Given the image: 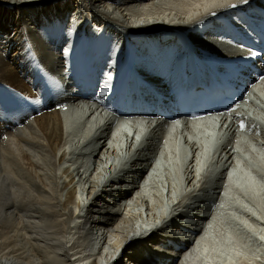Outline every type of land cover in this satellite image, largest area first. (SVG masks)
<instances>
[{"label":"bare ground","instance_id":"6f19581e","mask_svg":"<svg viewBox=\"0 0 264 264\" xmlns=\"http://www.w3.org/2000/svg\"><path fill=\"white\" fill-rule=\"evenodd\" d=\"M240 1L0 0V101L7 106L0 104V264H264V212L255 206L264 189V134L256 145L239 131H264V79L248 94H256L254 111L240 102L214 153L194 137L207 141L202 132L216 127L217 116L178 133L164 130L168 122L151 128L154 119L128 118L147 129L128 133L121 118L94 116L92 102L79 99L83 109L72 96L52 102L46 88L59 90L99 56L111 87L130 64L153 78L147 52L176 40L232 58L236 50L203 29L216 30L210 14ZM23 91L46 110L7 129L6 108L26 118ZM59 102L72 108L49 107ZM162 155L172 168H163Z\"/></svg>","mask_w":264,"mask_h":264},{"label":"rangeland","instance_id":"374dc122","mask_svg":"<svg viewBox=\"0 0 264 264\" xmlns=\"http://www.w3.org/2000/svg\"><path fill=\"white\" fill-rule=\"evenodd\" d=\"M254 93V95H252L253 96V98H251V101L253 100V99H255V96H256V94H255V92H253ZM264 100V99H263ZM248 102V104L247 105H245L246 107L245 108H247V110H243V111H248L250 108H251V104H252V102ZM263 106V113H264V104L262 105ZM251 110H253L254 111V109H252L251 108ZM263 113H262V116H263ZM252 114H253V112H252ZM244 128V127H243ZM246 129V128H245ZM239 131H241L246 137H247V139H249V140H253V142H255V144H256V138L257 139H259L260 140V138H262L261 136L264 134L263 132L264 131H261L260 130V128L259 127H254V126H252V125H250V128L248 129V130H243V129H239ZM255 131H257L258 133H255ZM257 145V144H256ZM264 150V149H263ZM217 151V148L215 149V151H213V153L214 152H216ZM163 156V155H162ZM191 157V154H189L188 153V155L186 154L185 156H184V162H185V165L187 164V162H188V159ZM159 161V160H158ZM161 162H162V164H163V168H172V167H168V166H166V163L168 162V159L167 158H165L164 156H163V159H161L160 160ZM167 161V162H166ZM220 163H224V162H220ZM219 163V164H220ZM234 161H231V165H234ZM159 164H160V162H159ZM243 164V163H242ZM244 165V164H243ZM164 171V170H163ZM219 170L217 169L215 172H213L212 174H210V178H212V179H208V180H211L210 181V183H211V187H214L215 185H214V182H215V180H216V178H217V176H218V174H219ZM204 176L205 175H203V176H201V178L200 177H197V181H199V187H200V183H202L206 178H204ZM163 178H165L166 179V177H165V175L163 174ZM259 179H262L261 177L259 178ZM262 181H264L263 179H262ZM199 190V188L196 190V191H198ZM263 191V194H261V199H262V201L261 202H263L264 203V198H263V195H264V189L261 187V192ZM182 196H184L183 194H181V197ZM180 197V196H179ZM180 197V198H181ZM261 202H258L255 206H256V208L259 210V211H263L264 212V210H262V206L264 205H261ZM259 206H261V208H259ZM184 208H186V206H183ZM263 215H264V213H262ZM169 219H171V215L168 217ZM262 223H264L263 221H261ZM262 226H264V224H262Z\"/></svg>","mask_w":264,"mask_h":264},{"label":"snow or ice","instance_id":"6c2138e0","mask_svg":"<svg viewBox=\"0 0 264 264\" xmlns=\"http://www.w3.org/2000/svg\"><path fill=\"white\" fill-rule=\"evenodd\" d=\"M242 2L246 4V3L248 2V0H242ZM231 6H232V7H236L235 4H233V5H231Z\"/></svg>","mask_w":264,"mask_h":264},{"label":"water","instance_id":"95a60500","mask_svg":"<svg viewBox=\"0 0 264 264\" xmlns=\"http://www.w3.org/2000/svg\"><path fill=\"white\" fill-rule=\"evenodd\" d=\"M226 200H229V199H226Z\"/></svg>","mask_w":264,"mask_h":264}]
</instances>
